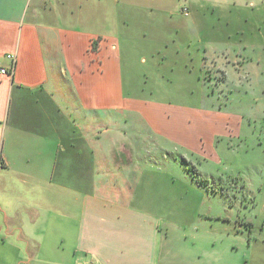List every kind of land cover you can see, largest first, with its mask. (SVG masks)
<instances>
[{"label": "crops", "instance_id": "1", "mask_svg": "<svg viewBox=\"0 0 264 264\" xmlns=\"http://www.w3.org/2000/svg\"><path fill=\"white\" fill-rule=\"evenodd\" d=\"M206 1L0 0V264H219L201 242L215 251L239 226L216 214L193 224L187 209L164 205L183 194L165 149L215 158L225 115L145 107L124 77L135 50L128 29L185 9L189 18ZM174 225L201 235L196 251L160 253Z\"/></svg>", "mask_w": 264, "mask_h": 264}, {"label": "rangeland", "instance_id": "2", "mask_svg": "<svg viewBox=\"0 0 264 264\" xmlns=\"http://www.w3.org/2000/svg\"><path fill=\"white\" fill-rule=\"evenodd\" d=\"M189 10V18L160 14L128 29L125 37L135 50L124 60L131 64L124 66L127 92L132 86L148 108L174 106L225 115L216 122L215 158L185 157L180 149H165L178 160L166 169L183 194L164 205L187 209L193 224L204 220L200 216L216 214L231 218L233 224H225L231 229L239 226L240 233L219 235L215 251L210 250L212 240L202 241L206 257L215 254L219 264H264V0H208ZM193 21L198 31L194 38L188 33ZM159 31H165V39ZM176 46L189 47L204 65L184 61ZM142 56L147 65L140 63ZM240 218L251 225L236 223ZM179 226L163 228L161 254L167 252L165 245L175 257L198 249L201 235L192 226Z\"/></svg>", "mask_w": 264, "mask_h": 264}, {"label": "built area", "instance_id": "3", "mask_svg": "<svg viewBox=\"0 0 264 264\" xmlns=\"http://www.w3.org/2000/svg\"><path fill=\"white\" fill-rule=\"evenodd\" d=\"M183 14L185 15V16H188L189 15V12H188V10L187 9H185L184 11H183ZM10 61H12L14 64H15V60H16V58H15V56L14 55H8V57H7ZM1 73L2 74H7L8 73V71L7 70H5V69H2L1 70Z\"/></svg>", "mask_w": 264, "mask_h": 264}]
</instances>
